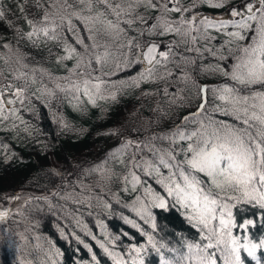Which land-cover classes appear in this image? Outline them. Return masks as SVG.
<instances>
[{
    "label": "snow or ice",
    "instance_id": "1",
    "mask_svg": "<svg viewBox=\"0 0 264 264\" xmlns=\"http://www.w3.org/2000/svg\"><path fill=\"white\" fill-rule=\"evenodd\" d=\"M204 5L222 11L217 15L198 11ZM16 7L28 26L26 31L18 23L21 17L8 19L12 8L5 0H0V20H6L33 43L41 38L62 41L64 52L56 56L57 62L72 59L74 63L62 75L40 67L38 76L35 69L24 70L29 66L20 50L13 52L11 44L5 42L3 47L8 53L3 58L12 64L9 75L0 82V125L13 129L19 125L29 132L20 109L34 111L25 106L33 99L50 109L59 93L67 95L70 103L87 97L95 104L97 99L115 100L122 87H139L146 81H164L162 93L159 89L152 91L167 101L157 103L156 120L149 118V125H158L173 113L179 122L153 131L141 126L138 112L130 113V117H137L135 126L129 119L123 127L105 130L104 134L118 143L108 149L103 160L83 169L85 175L97 174L101 192L93 195L91 188L77 180L87 195L75 189L62 194L54 188L46 196L28 194L21 205L19 193L5 194L3 199L9 204L16 202L17 207H0V221L16 213L27 222L24 205L30 201L43 200L49 210L62 209L75 228L71 232L60 228L61 235L73 237L90 255V259L74 264H102L93 245L75 229L90 236L112 264H148L150 252L158 253L159 264H264V0H77L75 4L70 0H37L34 16L26 12L27 0ZM75 22H82L91 43L85 41ZM137 23L139 38L128 34ZM65 30L73 34L75 44L69 42ZM211 30L222 33L224 39L213 44L216 37ZM157 36L170 38L162 43L154 38ZM180 45L184 46L183 52L179 51ZM206 56L211 64L203 62ZM134 64H139L140 70L133 76L104 79ZM205 73L228 79L209 85L198 78ZM169 80L181 87L172 91ZM33 86L35 91L30 90ZM144 94L150 92L145 90ZM181 108L194 110L180 116ZM217 114L231 119H220ZM53 120L63 129L69 127L59 111H53ZM130 132L144 134L134 138ZM0 147L5 149V161L15 155L8 151L7 144ZM116 164L123 165L122 175ZM114 176L122 179L124 192L131 186L135 193L125 206L149 226L145 229L138 220L123 217L144 237L140 243L126 244V252L117 247L120 235L111 233L103 220L96 221L101 239L79 211L52 200L55 196L76 205L87 202L91 208L95 199L97 207L110 210L112 204L106 195L122 202L106 186ZM145 177L155 179L159 190L146 183ZM172 208L181 212L198 236L180 232L173 244L157 235L161 229L154 210ZM14 235L27 239L23 233L13 234L3 228L0 244L18 248ZM121 235L128 233L122 231ZM48 243L50 264H59L57 258L63 253L51 238Z\"/></svg>",
    "mask_w": 264,
    "mask_h": 264
},
{
    "label": "trees",
    "instance_id": "2",
    "mask_svg": "<svg viewBox=\"0 0 264 264\" xmlns=\"http://www.w3.org/2000/svg\"><path fill=\"white\" fill-rule=\"evenodd\" d=\"M5 2L12 8V13L9 14L8 19H13V15L15 17H21L18 23L26 31L28 26L22 18V13L16 7L22 0H5ZM70 2L75 4L77 0H70ZM35 3H37V0H27L28 7L26 12L30 16H34L37 12V9L33 7ZM220 10L207 5L198 9V11L206 14ZM143 11V9L140 10V12ZM75 23L80 30V34L85 38V41L91 43L87 40L88 32L84 29L82 22ZM125 27L127 26L125 25ZM138 27L140 25L137 23L133 28H129L128 34L139 38V34L135 31V28ZM211 31L220 41L224 39L222 33L216 32L215 30ZM65 36L70 43L75 44V38L71 32L65 30ZM159 37L164 40L170 38L166 36ZM145 38H147V34H145ZM7 40L10 42L12 48H18L24 56V61L29 66L24 70L30 72L35 69L38 76L40 74V67L46 68L54 74L62 75L66 74L68 68H71L74 63L72 59L57 62L56 56L62 55L64 52L62 41L58 42L41 38L38 43H33L21 34H18L15 27L9 26L6 20H0V82L3 81L5 76L9 75L8 67L12 64V61L6 63L3 58L8 53V50L3 47L4 43L8 42ZM76 47L80 48L79 45H76ZM179 51H184L183 45L179 46ZM193 55L195 54L193 53ZM203 62L206 64L212 63L211 59L207 56ZM134 65L140 66L139 64ZM134 65L130 68H122L114 76L109 78L121 80L133 76V73L140 70V68H135ZM106 69L108 68L106 67ZM113 71H115L114 68ZM198 78L202 83L209 82L210 85L228 79L222 75L212 73L201 74ZM167 83L170 85L172 91L181 87L175 80H169ZM164 84V81H146L139 87H122L115 100L97 99L95 104L89 103L87 97H82L79 103L75 101L70 103V98L64 93H59L57 98L51 101V109L44 103L34 99L31 101V104L26 102V107L35 109L32 112L20 109L21 115L28 122L29 132H25L19 125L15 129L0 125V145L7 144L8 151L15 153L11 159L5 161V149L0 147V196L7 192L11 193L16 191L28 184L36 183L48 187L60 183L62 177L55 171H52L53 168L50 164L53 163L63 165L64 175L69 174L74 169L65 185L61 188L62 192H69V190L75 189L77 193L84 192L87 195V191L80 188L76 183L77 180L82 181L84 185L91 188L93 195L101 192L97 174L85 175L83 169L103 160L104 154L108 149L118 143V140L114 137L105 135V130L118 125L123 127L129 119L132 120V126L134 127L137 117L135 115L130 117L129 114H135L137 112L139 113L141 126L148 130L161 131L179 122L177 114L173 113L170 117H163L158 125L155 123L149 125L148 123L149 118L152 121L156 120L154 110L156 109L157 103L165 104L167 102L162 95L158 96L152 91L153 89H159L162 93ZM30 90L35 91V86ZM145 90H148L150 94L145 95ZM209 99H213L211 93H209ZM57 100L59 103H57ZM192 110L194 109L181 108L179 109V115L182 116L186 111ZM53 111H59L66 118L69 124L67 129L61 128L59 123L53 120ZM217 115L220 119H231L228 116ZM143 134L136 132L129 133L134 138ZM90 136H93L95 143L86 145L84 142H87ZM109 166H112L111 161H109ZM115 168L121 175L125 171L123 165L120 164H116ZM40 171L44 172L42 179L37 178ZM144 179L146 183H151L153 187L159 190V185L156 184L155 179L149 177H145ZM106 186L112 193H117L122 201L117 202L106 195V199L112 204L110 210L104 209L103 206L97 207L98 202L95 199L92 201L91 208L88 207L87 202L76 205L73 201L61 200L58 197H54L52 200L54 204H67L70 208L79 211L83 217V221L101 239L103 236L96 221L97 219L103 220L111 233L120 235L117 247L119 250L126 252V244L132 242L140 243L144 239L138 229L126 223L123 219L124 216H128L138 220L137 214L131 208L125 206L133 199L135 193L132 192L131 186H129L128 192L123 191L124 184L120 176H114ZM41 205H43L42 209L40 207ZM25 209V215L28 217V221L26 222L23 217H15L12 224L15 223V226L27 225L26 228H30L37 235L34 237L30 233L25 240L26 244L16 242L18 248L15 246L8 248L0 244V264H50L47 258V250L50 248L48 243L49 238H51L55 246L63 253L62 257L57 258L59 264H74L76 260L90 259L88 250L82 244H78L70 236L65 237L61 235L60 228H64L68 232H70L71 227L75 228L74 224L69 223L71 218H65L62 209L52 208L49 210L47 202L43 200L33 201L32 205H25ZM154 211L157 214V222L161 229L157 233L158 236H164L170 239L173 244L179 239L177 233L180 232L189 237L198 236L197 230L187 222L177 208H172L168 211L155 209ZM138 222L145 229H148L149 226L144 224L142 220H138ZM12 224L11 226H14ZM66 226L69 227V230L65 228ZM2 228H4V223L0 222V229ZM77 230L79 235L93 245V250L101 258L102 264H112L111 259L102 252L99 245L90 236H86L81 229ZM122 231L128 233V235H121ZM77 248L79 251H77ZM148 264H159L158 253H149Z\"/></svg>",
    "mask_w": 264,
    "mask_h": 264
},
{
    "label": "rangeland",
    "instance_id": "3",
    "mask_svg": "<svg viewBox=\"0 0 264 264\" xmlns=\"http://www.w3.org/2000/svg\"><path fill=\"white\" fill-rule=\"evenodd\" d=\"M17 193H19L21 195V199L19 201V204H21V205L23 204V201L27 197L28 194H31L32 196L35 194V193H32L31 191H28V190L16 192V194ZM0 207H8L9 209H13V208L17 207V203L13 202V203L9 204L7 200L3 199V200H0ZM10 215H15V213H10Z\"/></svg>",
    "mask_w": 264,
    "mask_h": 264
}]
</instances>
